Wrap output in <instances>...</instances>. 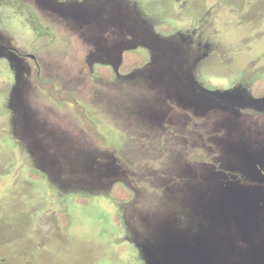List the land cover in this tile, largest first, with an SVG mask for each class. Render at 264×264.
<instances>
[{
  "label": "rangeland",
  "instance_id": "obj_1",
  "mask_svg": "<svg viewBox=\"0 0 264 264\" xmlns=\"http://www.w3.org/2000/svg\"><path fill=\"white\" fill-rule=\"evenodd\" d=\"M0 61V264H264V0H0Z\"/></svg>",
  "mask_w": 264,
  "mask_h": 264
},
{
  "label": "trees",
  "instance_id": "obj_2",
  "mask_svg": "<svg viewBox=\"0 0 264 264\" xmlns=\"http://www.w3.org/2000/svg\"><path fill=\"white\" fill-rule=\"evenodd\" d=\"M2 1L5 2L8 0H2ZM174 29L176 28L172 26H168L165 29H161V30L163 33H168V32H172ZM145 60H146L145 56L144 55L142 56L137 51L135 52L134 50H127L123 54V58H122L123 61L122 64L123 66H125L123 70L132 71L134 68L144 65ZM2 69H4V67L2 66V62L0 61V96L6 95L10 91L12 86L11 79L5 77L4 73L1 71ZM111 73L112 71H110V74ZM110 74H108L107 76H110ZM107 79H111V77ZM35 81L44 90L49 91L53 100L58 102L66 101L74 105V107L76 108V113L82 118L85 127L87 128L90 135L96 138L98 141H103L102 135L95 129V125L90 121L87 114L85 113L84 106L81 105L80 102L75 97H73L71 93L57 89L55 84L51 81L45 80L41 76L40 72L36 73ZM251 94L255 98H262L264 96V79L261 82L258 81L253 84V86L251 87ZM117 185H118L117 188H114L115 190L113 189V191L115 192V196L113 197V199L116 202H121V203L129 201L132 197L126 194L123 189L129 190V192L133 191V189L130 186L126 185L123 181H119Z\"/></svg>",
  "mask_w": 264,
  "mask_h": 264
},
{
  "label": "flooded vegetation",
  "instance_id": "obj_3",
  "mask_svg": "<svg viewBox=\"0 0 264 264\" xmlns=\"http://www.w3.org/2000/svg\"><path fill=\"white\" fill-rule=\"evenodd\" d=\"M163 33V32H162ZM171 33H173V32H171ZM171 33H164L163 35L164 36H166V34H171ZM155 41V43H157L159 40L158 39H156V40H154ZM158 44V50L160 51L162 48V46L159 44V43H157ZM123 54H124V52L121 54V58L120 59H122V56H123ZM112 66V65H111ZM113 68V67H112ZM112 70H114V68L112 69ZM116 74H118L119 73V70H117L116 69V72H115Z\"/></svg>",
  "mask_w": 264,
  "mask_h": 264
}]
</instances>
